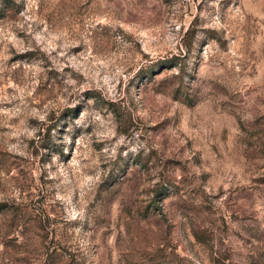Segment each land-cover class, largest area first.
Masks as SVG:
<instances>
[{
	"label": "rangeland",
	"instance_id": "1",
	"mask_svg": "<svg viewBox=\"0 0 264 264\" xmlns=\"http://www.w3.org/2000/svg\"><path fill=\"white\" fill-rule=\"evenodd\" d=\"M0 8V264H264V0Z\"/></svg>",
	"mask_w": 264,
	"mask_h": 264
},
{
	"label": "trees",
	"instance_id": "2",
	"mask_svg": "<svg viewBox=\"0 0 264 264\" xmlns=\"http://www.w3.org/2000/svg\"><path fill=\"white\" fill-rule=\"evenodd\" d=\"M5 3H7V2H5ZM0 10H1V8H0ZM173 61V60H172Z\"/></svg>",
	"mask_w": 264,
	"mask_h": 264
}]
</instances>
